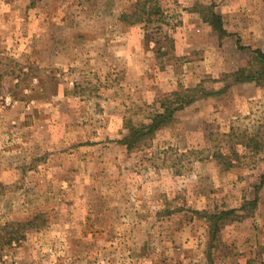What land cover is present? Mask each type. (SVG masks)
Returning a JSON list of instances; mask_svg holds the SVG:
<instances>
[{
    "label": "rangeland",
    "instance_id": "obj_1",
    "mask_svg": "<svg viewBox=\"0 0 264 264\" xmlns=\"http://www.w3.org/2000/svg\"><path fill=\"white\" fill-rule=\"evenodd\" d=\"M138 1L0 0V226L24 236L0 264H264V80L225 88L259 68L264 0H157L131 26ZM198 85L148 146L121 144Z\"/></svg>",
    "mask_w": 264,
    "mask_h": 264
},
{
    "label": "trees",
    "instance_id": "obj_2",
    "mask_svg": "<svg viewBox=\"0 0 264 264\" xmlns=\"http://www.w3.org/2000/svg\"><path fill=\"white\" fill-rule=\"evenodd\" d=\"M163 14L162 9L158 6L157 0H139L135 6L134 11L131 14H125L122 16V20H129L127 23L131 26L139 24H149L152 16H161ZM215 20L219 17L215 16ZM206 24L212 26L214 31L220 30L221 34L224 32L222 29H218L217 25L212 20L204 18ZM254 61L259 64V68L252 66L241 68L238 71L230 74L226 77L230 80L225 88L234 84L241 83H253L260 84L264 80V52L258 50L253 52ZM211 93L207 92L202 85H198L194 88H181L180 90L173 92L160 102V112H156L148 118V122H141L140 124H134L131 119L124 121V128L127 131V136L121 141L128 151H133L144 146H148L154 139L157 132L166 128L174 121V115L176 112L183 110L192 104H194L199 98L210 96ZM264 180V176H263ZM238 211L230 210L218 213L216 215L208 216V229H209V250L214 248L213 243L217 240V236L220 231V223L226 219H231L230 222L241 221L244 216L238 215ZM12 225L7 224L0 226V252L4 249L11 247L13 244L18 243L24 236L19 235L18 231L9 232L6 237H2V232H8ZM5 239V240H3ZM211 256L209 257V259Z\"/></svg>",
    "mask_w": 264,
    "mask_h": 264
}]
</instances>
